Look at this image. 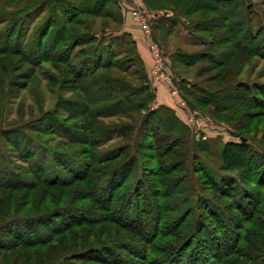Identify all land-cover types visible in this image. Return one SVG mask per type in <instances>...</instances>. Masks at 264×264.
Masks as SVG:
<instances>
[{
    "label": "trees",
    "instance_id": "trees-1",
    "mask_svg": "<svg viewBox=\"0 0 264 264\" xmlns=\"http://www.w3.org/2000/svg\"><path fill=\"white\" fill-rule=\"evenodd\" d=\"M141 2L149 13L165 12V17L152 23L153 40L159 41L156 31L163 36L171 34L177 23L172 19L185 15L196 17L186 29L198 35L201 46L217 47L200 52L198 58L207 57L214 69H223L209 79L221 87L214 89V94L208 87L204 92L193 85L201 96L197 103L242 119L255 118L253 109H264V84L237 80L253 57L264 58V47L257 43L264 28L260 30L253 23L252 11L245 5L248 0ZM17 4L12 11L0 8V55L34 58L35 67L52 61L64 66L67 83L73 86L69 92L77 98L58 101L68 116L64 120L47 116L50 130L46 131L67 139L76 150H52L23 130H0L1 136H7L6 142L28 149L27 160L45 152L49 163L40 162L31 168L35 173L32 183L29 179L15 183L8 176L0 181V190H35L33 198L22 193L23 197L15 201L13 193L0 192V218L6 216L0 221V253L37 247L40 264H231L245 242L244 230L261 215L262 179L256 178L264 166V144L239 135L241 142L224 144L220 168L204 161L212 157L207 141L191 140V151H175L180 147L179 139L168 142L164 136L176 132L181 122L166 105L152 108L156 92L136 42L128 32L119 36L123 17L118 0H19ZM101 14L112 17L117 27L94 31L90 23L77 17ZM43 15L46 17L41 21ZM71 23L83 28L82 33L71 32ZM68 31L73 34L68 36ZM122 38L129 43L124 46ZM116 42L119 54H130L136 70L125 67L127 60L125 64L116 61ZM214 52H220L219 57H214ZM186 103L197 109L195 103ZM95 104L98 107L93 108ZM137 110L140 113L133 114ZM109 118L118 122L103 123ZM122 119L127 122H120ZM17 135L21 142L8 139ZM114 135L119 143L104 150ZM244 139L256 144L251 146ZM148 151L151 155L146 154ZM140 156L150 160L146 167ZM179 157L178 165L173 159ZM5 160L0 155V176L12 171ZM149 165L152 171L146 181L144 171ZM175 169L183 173L186 182L193 174H201L210 196H200L197 181L184 183V188L170 183V189L164 176ZM132 176H137L133 184L129 183ZM235 183L242 186L239 191ZM250 185L256 186L249 190L255 192L253 197L245 191ZM71 247L75 251L67 254ZM22 254H16L14 262L24 259ZM24 260L22 264H29ZM257 264H264V254Z\"/></svg>",
    "mask_w": 264,
    "mask_h": 264
},
{
    "label": "rangeland",
    "instance_id": "rangeland-1",
    "mask_svg": "<svg viewBox=\"0 0 264 264\" xmlns=\"http://www.w3.org/2000/svg\"><path fill=\"white\" fill-rule=\"evenodd\" d=\"M12 1H15L12 6H3L5 2ZM17 1L19 0H2L0 1V8H4L5 10L7 9L8 11H12L15 8L17 9ZM135 1L140 4L137 6V4L134 5L133 2H129L128 8V5L124 7L122 2L118 0L123 17V24L119 36L123 32H127L124 30L125 11H130L132 14L130 17L135 18L137 7L144 10L146 14L143 13V17L149 21L150 27L152 26V23H155L157 18L165 17V12L149 13L141 0ZM245 5H247L252 11L253 23L257 25V27L260 26V30L264 28V0H248L247 4ZM45 17L46 15H43L40 20L42 21ZM77 17L78 19H82L83 21L90 23V28H92L94 31H99L100 29L102 30V28L112 30L117 27V23L113 21L114 19H112V17L105 18L104 14H101L99 17H89L83 15ZM169 17L173 18L171 16ZM195 19L196 17H187L185 15H182L181 19H172V21L177 23L173 26L174 29L171 34L163 36V34H160L156 31L159 41L153 40L152 36L148 37L144 33V35L149 40V52L150 57L152 58V63L148 70V77L157 95V99L152 105V108L158 107L157 105L159 102H161V98H164L165 101H170L171 103L166 105H169L168 107L175 112L181 123L178 125V130L176 132H169L168 134H165L166 136L164 137L168 139V142L172 141L174 138L179 139L180 147L175 149V151H183V148H187V150L191 151V140L197 143L199 141H207L209 147L212 150V157H209L204 161L205 163H209L216 168H220L222 167L221 153L224 144L231 141L241 142L239 135L250 136L248 137L249 139L257 143L261 142L264 144V109H253L252 113H254L255 118L244 117L242 119L240 118L241 116L236 118L231 114V112H216L212 106L200 105L196 102L198 99H201V96H199L198 93L194 91L196 89H192L193 85H195L198 89L199 87H202L201 89H204V92L207 91L205 87H208L211 90L209 93H214V89H217V87L220 88L221 86L216 80L214 82H209V79H213L216 73H218V71H222L223 69H214L212 65L207 63V57L206 59L198 58L200 52H210V49L216 50L217 47L207 44L205 46H201L198 35L192 33L193 31L190 32L188 29H186L190 23L195 22ZM134 21L138 22L135 19ZM68 28L71 32L77 34L82 33L83 30V28L77 26L75 23H71ZM261 31V36L257 38V43L264 47V30L262 29ZM73 33H69L68 31L67 34L68 36H71ZM112 35H114V33ZM68 39L64 38L66 41H68ZM153 42H156L162 50L164 56V73L166 75H171V79L167 78V76L166 78L162 79L160 76L153 73L155 67V58L151 52V44H153ZM122 43L125 46L129 42L126 41L125 38H122ZM113 51H115L114 53L118 55H116V61H122L124 63V61L127 60V63H124L125 67L129 68L131 71L136 70V66H134L135 62L131 58L130 54L124 52H120L119 54L120 46L117 42L113 44ZM57 53L58 52L55 51V55ZM219 54L220 52H214V55H209L219 57ZM34 60V58L31 59L29 57H26L25 60L23 57L21 58L20 56H14L11 54L0 55V130H23L24 133H27L31 137L39 139V141L42 142L47 148L56 151H74L76 150V146H70L67 139H60L58 135H54L46 131L50 125L47 122V116L52 114L57 115L60 120H64L68 116L65 109L59 108L57 103L61 100L77 98L76 94L69 92L71 89H73V86L70 83H67L68 80H66V73L64 72L65 68L62 64L52 61L50 63L39 64V66L35 67L32 65ZM237 80L256 82V84H264V58L253 57L252 60L249 61L244 68H242V73L238 76ZM23 85H26L24 89L22 88ZM157 87H160L161 89L158 90ZM215 96L218 97L219 100H227L225 96ZM185 101H190L193 104L195 103L194 105H196L197 109H192ZM95 107L98 106L95 104L93 105V108ZM135 113L138 115L140 110H137V112H134L133 114ZM119 121L122 123L127 122L126 119ZM117 122L118 120L113 118L103 120V123L106 124H115ZM151 125L153 126L155 123H152ZM244 127L247 129L243 130L242 128ZM187 129L189 131L186 132ZM159 135L161 137V134ZM6 137L7 136L3 137L0 135V155L1 158L7 159L5 161L9 163L5 164H10V166H12V171H9L10 173L7 175H1L0 181L6 180L8 176L14 180L15 183L22 179H29V182L32 183L35 173L32 172L33 170H31V168H35L36 164L40 162L44 165H49L47 155L44 154L45 152H43L40 156H33L30 160H27L25 154L28 149L24 150L20 146L16 148L15 146L6 142ZM8 139L15 142H21L22 140L18 135L13 139ZM249 139H244L243 141L245 143L247 142L251 146L256 144L253 141L251 142V140L248 141ZM143 141L149 142L150 140L144 139ZM168 142H164V144ZM118 143L119 142L114 135L112 137V141L110 144L104 147V150L107 149V147L114 146ZM33 149L34 148H32V150ZM101 151H103V149ZM38 153L40 154V152ZM150 153L152 152L148 151L146 154L151 155ZM30 154L31 153H29V155ZM202 154L204 153L202 152ZM126 158L127 154L121 158L122 160H120L123 161ZM140 159L144 164L143 167L147 161H150L149 159H143L142 156H140ZM164 160H169V158L165 157ZM173 160L176 164H181L180 157L174 158ZM190 163L192 164L191 161ZM190 163H187V165H190ZM196 163H193L195 167L198 165V163ZM249 164H251L250 160L248 161V165ZM252 166L254 167L255 163ZM157 167L158 166L156 165L155 168L157 169ZM147 169V172L144 171L146 175L145 177H147V179H145L146 181L150 177L152 166H147ZM189 173L192 175L191 170ZM164 177L165 183H169L167 185L170 187V189L172 186L170 183H179L180 187L184 188V183L192 184L198 182L200 183L199 185L201 187L200 196H210V192L206 188L207 182L202 179L203 176L201 174H193V179L191 180V178H189V181L186 182V179L183 178V173L175 169V171L171 172L169 176ZM259 177L262 179V183L259 185H261L263 188L261 187V191L260 188H257V190L260 191V196H262L264 200V166L256 179ZM119 179L120 177H118L116 181L119 182ZM136 179L137 176L130 177L129 183L133 184ZM199 185H197V187H199ZM235 186H237L238 189L241 185L240 183H235ZM255 187L250 185L245 191L250 192L249 190L252 191ZM239 190L240 189H238V191ZM0 192L13 193L14 201L15 199L17 200L22 198L23 196H20L22 193H26V195L27 193L30 194L31 198H33L32 196L35 194L34 189L15 191L0 190ZM37 192L38 190H36V193ZM180 196H182V194H180ZM251 196H255V192H253V194L251 193ZM31 200L33 202V199ZM261 209V215H259L257 221L253 222L252 224H248L247 228L244 230L246 231L244 239L245 242L240 244V252L238 256L231 259V264H257L258 260H260L264 254V202L261 205ZM14 214L20 217L23 215L21 213ZM31 215H34V212H32ZM4 218H6V216L1 217L0 221ZM259 235L261 236L259 237ZM209 238L211 239V237ZM52 246L53 245H48L47 247L52 248ZM81 247H83V245H81ZM36 248H16L12 251L6 252L5 254L0 253V264H22L25 261L24 259H28L29 264H40L38 263V260L41 258L38 256L41 254H36V251H38ZM73 251L75 250L71 247L69 248L68 252L65 251L64 254L66 252L67 254H70ZM19 252L23 253L22 258L24 259L14 262L16 260V254ZM203 253L206 255L207 251L203 250ZM247 257H249L248 260L246 259ZM49 262L47 264L54 263ZM64 262L65 261L62 263ZM59 263H61V261Z\"/></svg>",
    "mask_w": 264,
    "mask_h": 264
},
{
    "label": "crops",
    "instance_id": "crops-1",
    "mask_svg": "<svg viewBox=\"0 0 264 264\" xmlns=\"http://www.w3.org/2000/svg\"><path fill=\"white\" fill-rule=\"evenodd\" d=\"M120 1L122 2L124 7H126V5L129 4V2H133V4L134 5L137 4V6L140 4V3H137L135 0H120ZM128 8H129V5H128ZM143 12H145V11L137 7V11L135 12L136 17L133 18V17H130V15H132L130 11H128V12L125 11L124 30H126L128 33H130L132 35L133 39L135 40L138 52H139L142 60L144 61L146 71L148 73L149 67L151 66V63H152L151 62L152 58L150 57L149 45H148L149 40L144 35L145 32H143V30H142V27L140 24L141 22L139 21V19H137V15L141 14ZM134 19L137 20L138 22H135ZM157 88H158V90L161 89L160 87H157ZM156 99H157V95H156ZM160 100H161V102H159L157 106L166 105V104L171 103L170 101H167V100L165 101L164 98H161ZM166 106H169V105H166Z\"/></svg>",
    "mask_w": 264,
    "mask_h": 264
},
{
    "label": "built area",
    "instance_id": "built-area-1",
    "mask_svg": "<svg viewBox=\"0 0 264 264\" xmlns=\"http://www.w3.org/2000/svg\"><path fill=\"white\" fill-rule=\"evenodd\" d=\"M144 14H146L145 12H143ZM143 13L138 14L137 15V19H139V21L142 24V28L145 32V34L150 37L152 36V30L151 27L149 25V21H147L144 17H143ZM151 52L153 53V56L155 58V67H154V71L153 73L160 76L162 79L166 78H170L171 79V75H166L164 73V56L162 53L161 48L159 47V45L156 42H153V44H151ZM175 91L177 92V90L175 89Z\"/></svg>",
    "mask_w": 264,
    "mask_h": 264
}]
</instances>
